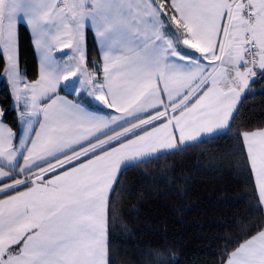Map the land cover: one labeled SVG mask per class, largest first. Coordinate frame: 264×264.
<instances>
[{
  "label": "snow or ice",
  "instance_id": "snow-or-ice-1",
  "mask_svg": "<svg viewBox=\"0 0 264 264\" xmlns=\"http://www.w3.org/2000/svg\"><path fill=\"white\" fill-rule=\"evenodd\" d=\"M21 26L39 57L33 80L19 67ZM0 69L22 125L0 110V264H112L122 173L230 130L264 78V0H0ZM236 136L262 207L264 127ZM256 227L222 264H264Z\"/></svg>",
  "mask_w": 264,
  "mask_h": 264
},
{
  "label": "trees",
  "instance_id": "trees-1",
  "mask_svg": "<svg viewBox=\"0 0 264 264\" xmlns=\"http://www.w3.org/2000/svg\"><path fill=\"white\" fill-rule=\"evenodd\" d=\"M19 66L28 80L38 74L29 31L18 34ZM89 59L97 46L88 38ZM2 71V69H0ZM264 78L259 73L238 103L230 130L201 138L158 159L124 171L112 197L109 221L112 264H222L230 252L264 224L254 178L244 163L237 131L264 127ZM3 121L19 132L10 88L0 80Z\"/></svg>",
  "mask_w": 264,
  "mask_h": 264
},
{
  "label": "crops",
  "instance_id": "crops-1",
  "mask_svg": "<svg viewBox=\"0 0 264 264\" xmlns=\"http://www.w3.org/2000/svg\"><path fill=\"white\" fill-rule=\"evenodd\" d=\"M29 34H30L31 40H32V35H31L30 31H29ZM32 44H33V42H32ZM33 48H34V45H33ZM34 51H35V49H34ZM65 51H67V50H65ZM35 55H36L37 64H38V70H39V57H38V53L36 51H35ZM60 55L61 54L58 52L57 53V58H59ZM252 88L253 87H251V84H250L249 89L246 90L245 93H248ZM245 93L242 94L241 98L243 97V95ZM59 95L60 96H64V97H66L69 100H75V99H77L76 95L75 94H72L70 89H66V88H63V87H61L59 89ZM79 101L82 102L85 105V107H87L90 111H98V112L112 111V110L104 109L102 105H100L98 102H96L95 100H93V99H91L90 97H87V96H80L79 97ZM11 105H12V107H14V101H13L12 98H11ZM0 110H1V108H0ZM17 114H18V117H19V112L18 111H17ZM4 123H6V122H4ZM21 127H22V125L19 123V130H20ZM204 137H207V136H204ZM204 137H202V138H204ZM263 209H264V206H263Z\"/></svg>",
  "mask_w": 264,
  "mask_h": 264
},
{
  "label": "rangeland",
  "instance_id": "rangeland-1",
  "mask_svg": "<svg viewBox=\"0 0 264 264\" xmlns=\"http://www.w3.org/2000/svg\"><path fill=\"white\" fill-rule=\"evenodd\" d=\"M99 57V52H98V55L95 57V59H97ZM264 87V85H263ZM255 89L253 88L250 92L254 91Z\"/></svg>",
  "mask_w": 264,
  "mask_h": 264
}]
</instances>
